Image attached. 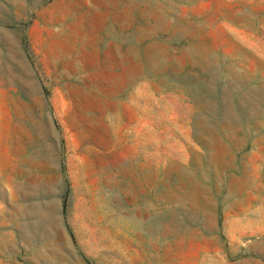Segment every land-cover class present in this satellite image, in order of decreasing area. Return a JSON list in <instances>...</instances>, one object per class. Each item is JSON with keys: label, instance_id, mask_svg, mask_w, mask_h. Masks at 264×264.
Here are the masks:
<instances>
[{"label": "rangeland", "instance_id": "1", "mask_svg": "<svg viewBox=\"0 0 264 264\" xmlns=\"http://www.w3.org/2000/svg\"><path fill=\"white\" fill-rule=\"evenodd\" d=\"M93 1L0 0V264H264V0Z\"/></svg>", "mask_w": 264, "mask_h": 264}, {"label": "crops", "instance_id": "2", "mask_svg": "<svg viewBox=\"0 0 264 264\" xmlns=\"http://www.w3.org/2000/svg\"><path fill=\"white\" fill-rule=\"evenodd\" d=\"M91 3H93L94 5H91V6H88V12H90V13H94V14H96V15H98L99 14V16H98V18L99 19H101V20H105V19H107L109 16H110V10L109 9H106V12H102V13H100V11L98 12V14H97V11H98V9H99V7H100V4H98V2H96V1H93V0H91ZM84 17V14H82V16H81V19ZM79 22V21H78ZM80 23V22H79Z\"/></svg>", "mask_w": 264, "mask_h": 264}, {"label": "trees", "instance_id": "3", "mask_svg": "<svg viewBox=\"0 0 264 264\" xmlns=\"http://www.w3.org/2000/svg\"><path fill=\"white\" fill-rule=\"evenodd\" d=\"M63 212H64V209H63Z\"/></svg>", "mask_w": 264, "mask_h": 264}]
</instances>
